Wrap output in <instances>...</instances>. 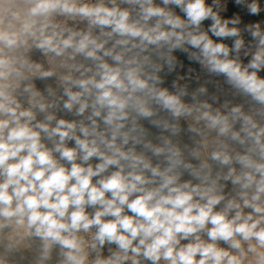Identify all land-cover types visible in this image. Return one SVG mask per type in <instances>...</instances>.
<instances>
[{"label": "clouds", "instance_id": "9594fccd", "mask_svg": "<svg viewBox=\"0 0 264 264\" xmlns=\"http://www.w3.org/2000/svg\"><path fill=\"white\" fill-rule=\"evenodd\" d=\"M229 2L0 0V264H264V3Z\"/></svg>", "mask_w": 264, "mask_h": 264}, {"label": "trees", "instance_id": "16d2710c", "mask_svg": "<svg viewBox=\"0 0 264 264\" xmlns=\"http://www.w3.org/2000/svg\"><path fill=\"white\" fill-rule=\"evenodd\" d=\"M235 11H239V9L237 7H235L231 2L229 4V15L230 16L232 14V12H235ZM254 18H257V17H247L245 16L244 19L245 21H248V20H254Z\"/></svg>", "mask_w": 264, "mask_h": 264}, {"label": "crops", "instance_id": "0c3cea01", "mask_svg": "<svg viewBox=\"0 0 264 264\" xmlns=\"http://www.w3.org/2000/svg\"><path fill=\"white\" fill-rule=\"evenodd\" d=\"M230 2H231V0H230ZM230 2H229V4H230ZM262 3H264V0H262ZM226 15H229V12ZM259 18H264V13H262L261 17H259ZM259 18H254V19H259Z\"/></svg>", "mask_w": 264, "mask_h": 264}]
</instances>
